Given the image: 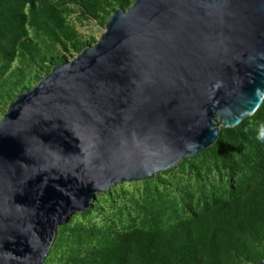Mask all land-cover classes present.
Returning a JSON list of instances; mask_svg holds the SVG:
<instances>
[{
    "label": "water",
    "instance_id": "water-1",
    "mask_svg": "<svg viewBox=\"0 0 264 264\" xmlns=\"http://www.w3.org/2000/svg\"><path fill=\"white\" fill-rule=\"evenodd\" d=\"M263 97L264 0L115 8L0 119V264H42L98 193L203 151Z\"/></svg>",
    "mask_w": 264,
    "mask_h": 264
},
{
    "label": "trees",
    "instance_id": "trees-1",
    "mask_svg": "<svg viewBox=\"0 0 264 264\" xmlns=\"http://www.w3.org/2000/svg\"><path fill=\"white\" fill-rule=\"evenodd\" d=\"M67 2L76 3L86 16L107 18L117 7L128 8L133 0H0V99L9 103L27 88L30 64L40 62L43 74L35 75L37 81L54 64L66 60L65 55L41 56L29 37V26L65 52L77 53L91 44L81 40L68 23ZM16 57L19 64L10 70ZM246 118L264 131V97ZM246 123L243 119L235 126L221 127L207 148L229 176L237 175L226 195L197 197L199 205L178 216L156 219V212L146 226L104 231L86 227L76 234V245L62 264H259L264 260V142L254 140ZM239 141L258 144L240 154L227 148Z\"/></svg>",
    "mask_w": 264,
    "mask_h": 264
},
{
    "label": "rangeland",
    "instance_id": "rangeland-1",
    "mask_svg": "<svg viewBox=\"0 0 264 264\" xmlns=\"http://www.w3.org/2000/svg\"><path fill=\"white\" fill-rule=\"evenodd\" d=\"M67 6L70 8L66 14L68 23L77 31L81 40L94 44L104 31L109 16L107 18L86 16L74 2H67ZM28 33L32 41L37 44L41 56L57 58L65 55L66 59H70L76 54L63 51L59 44L53 43L31 26L28 27ZM48 62L47 60L44 64ZM18 64L19 57H16L10 70ZM39 67V60L28 66L27 75H25L27 88L38 81H35V75L43 74ZM10 70L5 76L9 75ZM8 101V99H0V119L6 111ZM246 117L243 119L247 120L248 131L251 134L254 133V140L264 134V131L255 126L252 119ZM255 144L258 143L239 141L237 144H228L227 148L240 154L254 150ZM207 148L193 156L183 158L175 166L148 178L117 183L98 193L89 208L83 212H75L67 222L57 227L55 239L42 264H62L76 245V234L86 227L104 231L146 226L152 223V215L156 212V219L168 214L178 216L186 213L184 211L190 206H198L199 204H195L197 197L211 194L226 195L237 175L229 176L221 162L218 159L215 160ZM261 148L264 149V144Z\"/></svg>",
    "mask_w": 264,
    "mask_h": 264
},
{
    "label": "clouds",
    "instance_id": "clouds-1",
    "mask_svg": "<svg viewBox=\"0 0 264 264\" xmlns=\"http://www.w3.org/2000/svg\"><path fill=\"white\" fill-rule=\"evenodd\" d=\"M264 127V125H262ZM258 140L264 141V134H261L259 137H257Z\"/></svg>",
    "mask_w": 264,
    "mask_h": 264
}]
</instances>
